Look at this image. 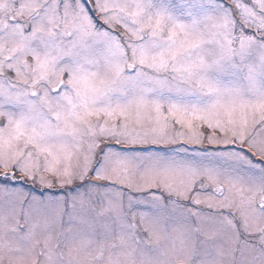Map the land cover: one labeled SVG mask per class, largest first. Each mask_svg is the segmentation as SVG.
<instances>
[{"label": "snow or ice", "instance_id": "6c2138e0", "mask_svg": "<svg viewBox=\"0 0 264 264\" xmlns=\"http://www.w3.org/2000/svg\"><path fill=\"white\" fill-rule=\"evenodd\" d=\"M0 264H264V0H0Z\"/></svg>", "mask_w": 264, "mask_h": 264}]
</instances>
